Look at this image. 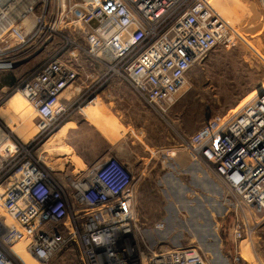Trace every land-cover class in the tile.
Returning a JSON list of instances; mask_svg holds the SVG:
<instances>
[{
    "label": "built area",
    "instance_id": "built-area-1",
    "mask_svg": "<svg viewBox=\"0 0 264 264\" xmlns=\"http://www.w3.org/2000/svg\"><path fill=\"white\" fill-rule=\"evenodd\" d=\"M234 38L212 0H0V71L53 50L15 88L41 131L28 142L3 139L13 147L0 165V264H25L19 245L42 264L64 249H74L80 264H209L192 245L148 243L135 209L137 177L119 158L75 175L55 171L36 149L109 78L164 118L192 68L218 44L235 46ZM95 67L104 75L90 82ZM261 94L211 118L181 146L222 185L239 250L264 220V87ZM164 229V221L153 226Z\"/></svg>",
    "mask_w": 264,
    "mask_h": 264
},
{
    "label": "rangeland",
    "instance_id": "rangeland-1",
    "mask_svg": "<svg viewBox=\"0 0 264 264\" xmlns=\"http://www.w3.org/2000/svg\"><path fill=\"white\" fill-rule=\"evenodd\" d=\"M212 5L232 28L235 46L227 48L218 44L192 68L168 115L161 118L136 100L133 108L128 109L127 122L141 131H120L116 119L97 110L94 120L86 123L103 130L46 132L36 151L55 171L65 167L75 175L83 172L88 164L117 154L125 155L141 180L137 196L142 216L140 224H146L143 234L153 248L192 245L206 256L209 264H237L235 258L239 254L243 260L238 264H264V220L251 237L240 242L241 250L235 249L239 243L234 241L231 220L223 205L222 185L205 168L191 163L181 147L208 120L229 113L264 87V0H212ZM52 53L51 48L44 50L39 61H45ZM83 63L87 62L83 60ZM103 75L104 71L97 78L91 77L90 82L102 80ZM4 77L0 75L3 81ZM111 80L115 79L108 81ZM104 82L95 86L96 95ZM5 95L0 93V105ZM3 110L10 117L18 114L21 118L31 110L30 119L34 124L32 131H2L0 165L12 154L11 143L3 146L5 135L28 142L41 131L40 120L30 105L24 111ZM10 123L12 128L17 125L12 117ZM67 148H71L73 159L81 160L79 164L70 163ZM114 149L126 152L116 154ZM163 219L166 222L163 231L150 229ZM47 264L80 262L74 249H64Z\"/></svg>",
    "mask_w": 264,
    "mask_h": 264
},
{
    "label": "crops",
    "instance_id": "crops-1",
    "mask_svg": "<svg viewBox=\"0 0 264 264\" xmlns=\"http://www.w3.org/2000/svg\"><path fill=\"white\" fill-rule=\"evenodd\" d=\"M38 58L39 57L37 55H33L27 61H24L19 65H17V67L13 70L0 71V75L6 77V78L4 77L5 78L4 81L3 79L0 78V93L2 95L6 94L4 96V99L1 101L2 103L1 108L3 109L8 108L12 110L14 108V110L20 109L22 111L21 101L18 97H16V95L19 93L15 91V88L28 73L33 71L39 65L40 61ZM89 72H92L91 74L92 78H97L100 76L102 70L98 67H95L93 71H89ZM83 87L85 88V85H83ZM136 100L142 102L140 98L137 96V94L127 84L121 83L117 80L104 82L103 85L99 87V90L97 91V98L95 99V101L91 102L86 107H84L81 112L76 113L71 117L67 118L59 126L57 131H81L82 128H88L90 131L103 130V129L100 130L99 127H97L93 123H90L88 125L86 123V122L89 123V121L92 122L94 120V116L96 115L97 110H103L105 116H109L112 119H116L121 127L120 131H141L140 129L136 128L133 124L127 122V118H128L127 116L130 115L128 114L129 113L128 109L133 108V104L136 103ZM3 109H1V113H0V131H1L0 135H2V131H32L34 123L32 122L33 120L30 119V116L23 115V117L21 118L20 116H18V114L14 112L16 114L15 117L14 116L11 117L12 119L15 120L17 125L12 128L10 123L11 117L10 115H7V113ZM7 122L9 124H7ZM99 123H101V121ZM114 151L116 154L122 151L126 152L123 149L122 150L114 149ZM67 154L71 156L69 160L70 163L79 164L81 162V160L78 157H76L77 160L73 159L71 148H67ZM116 157L122 160L123 162H125L126 164H128L134 170L133 164H131L129 160H126L127 158H125V155L120 156L117 154ZM90 165L92 164H88L87 166ZM140 181L141 180L137 178V196L139 190L141 189ZM135 209L140 222L139 217L141 216V213H139L140 208H139L138 198L136 200ZM162 221L165 222L164 219ZM145 226L146 224L142 225L144 230L146 229ZM150 229L153 230V227Z\"/></svg>",
    "mask_w": 264,
    "mask_h": 264
},
{
    "label": "bare ground",
    "instance_id": "bare-ground-1",
    "mask_svg": "<svg viewBox=\"0 0 264 264\" xmlns=\"http://www.w3.org/2000/svg\"><path fill=\"white\" fill-rule=\"evenodd\" d=\"M16 97H18L19 99H20V101H21V106H22V111H24L23 110V108H25V107H28L29 105L27 104V100L24 98V97H22V95L21 94H17L16 95ZM241 105V104H240ZM32 109V108H31ZM231 111H234V109L233 110H231ZM22 115H25L26 116V114L24 113V114H22ZM28 116H32L31 115V110H30V112L28 111V114H27ZM41 161H43L42 159H40ZM44 162V161H43ZM66 162H68V161H66ZM45 163V162H44ZM62 168H63V166H62ZM16 251H17V253L22 257V259H23V261H24V263L25 264H39L38 262H36V260L34 259V258H32L27 252H26V250H25V248H24V246H17L16 247Z\"/></svg>",
    "mask_w": 264,
    "mask_h": 264
},
{
    "label": "water",
    "instance_id": "water-1",
    "mask_svg": "<svg viewBox=\"0 0 264 264\" xmlns=\"http://www.w3.org/2000/svg\"><path fill=\"white\" fill-rule=\"evenodd\" d=\"M262 94H261V90H260V96H261Z\"/></svg>",
    "mask_w": 264,
    "mask_h": 264
}]
</instances>
